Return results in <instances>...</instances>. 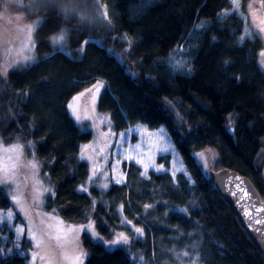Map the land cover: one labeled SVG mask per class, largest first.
Wrapping results in <instances>:
<instances>
[{
  "label": "trees",
  "instance_id": "16d2710c",
  "mask_svg": "<svg viewBox=\"0 0 264 264\" xmlns=\"http://www.w3.org/2000/svg\"><path fill=\"white\" fill-rule=\"evenodd\" d=\"M100 2L109 13L107 25L71 21L45 9L34 32L33 60L0 76V138L17 136L32 144L52 187L48 211L79 227L95 223L102 239L78 233L84 264H264L209 175L232 168L250 178L264 201L262 39L245 36L236 13L224 14L231 0ZM259 2L264 11V0ZM246 3L240 0L242 10ZM64 26L68 53L50 42ZM198 28L191 70L172 72L165 60L187 47ZM96 80L105 83L97 106L113 130L163 125L184 172L148 170L145 177L128 161L122 163L123 183H88L90 164L81 159V149L91 132L74 121L67 104L82 92V106ZM197 152L208 153L207 167L198 163ZM157 160L168 168L169 155ZM9 204L4 185L0 211ZM118 233L128 235L129 244L110 245ZM9 238L15 239L11 229ZM8 240L0 237V264H28L27 247L14 248Z\"/></svg>",
  "mask_w": 264,
  "mask_h": 264
},
{
  "label": "rangeland",
  "instance_id": "374dc122",
  "mask_svg": "<svg viewBox=\"0 0 264 264\" xmlns=\"http://www.w3.org/2000/svg\"><path fill=\"white\" fill-rule=\"evenodd\" d=\"M47 7L58 10L64 17L69 18L71 21L95 23L98 25H107L109 23V13L100 0H0L1 77L5 75L8 69L18 65H26L33 60L35 28L42 21V14ZM233 7L232 3L230 10L225 11L224 14L236 13L240 16L245 24L244 35L246 32L251 34L259 33L258 36L263 42L261 53L264 51V31H260V29L264 28V11L259 0H247L244 10H242L240 0L239 9L234 11ZM105 11L107 13L106 19L104 18ZM29 29H31L30 40ZM198 30L199 28L190 35L187 41V47L180 49L165 60L172 72L188 73L189 68L191 69V49L197 44ZM61 32L65 34V39L62 44H56L54 37L59 36ZM67 37L68 30L64 26L57 34L51 37L50 42L55 48L68 53ZM81 52L82 48H80L79 54ZM260 53L259 60L264 69V57ZM117 56L119 57V54ZM25 57H31V59H25ZM177 61L184 64L183 69L177 70L174 67ZM97 82H100L104 87L105 83L102 80H96L93 85L97 84ZM103 87H101L100 92L96 95L94 104L92 94L87 96L89 99L87 100L86 98L82 106L80 100L78 101L82 116H90L91 119H84L81 122H77L72 115V111L68 108V104L72 101V98L82 92L74 94L67 104L69 114L74 121L82 129H87L91 132V141L85 144L89 145L85 150V158L90 164V177H92L88 183L97 184L99 187L106 188L104 185L108 187L111 182L116 183V180L121 178V174L123 175L124 182L125 173L122 168V163L128 161H133L141 167L142 172L145 171L144 166L146 164L155 165L154 167H149L148 170H154L156 172L168 170L172 175L174 172L175 174L179 172L176 170L179 167L185 170L181 157L176 152L171 137L163 125L155 129H149L142 123H135L120 132L113 130L108 114L99 111L97 106L98 98ZM102 119L109 121L110 126L109 123H102ZM161 128L164 129L166 134V142L162 140L163 146H170L174 151H159L161 145L157 144V140L161 138L152 134L158 133ZM130 129L132 131H129ZM122 133H127L126 139L121 138ZM0 141H2L0 143V158H3L5 155L14 156L15 154L11 152L5 154L4 149L19 144L23 148V156L21 159L25 162H35L37 164L36 169H32L30 166L18 167L11 185H5L9 196L10 207L8 206L9 208L1 211L8 212L10 209L13 210L14 218L6 224H0V237L12 240L9 238V229H11L15 235V239L11 241V246L18 248V246L25 245L27 247L26 259L28 264H49L50 261L51 264H68L63 259L62 252L69 250L70 255L78 254L71 251L78 249V233H69L68 249H61L57 242L49 237L55 236L56 228H64L66 230L68 227L77 228L79 226L63 222L54 212H50L45 208L47 197L52 194V187L48 179L40 172V164L37 161L32 144L21 141L17 136L11 141H4L1 138ZM197 153H195V156L198 163L202 164L203 168H205L204 160H201L196 155ZM165 154L169 155L168 168H166L163 160H157L160 155ZM128 156H133L135 159H128ZM148 157L152 159L149 160ZM136 159H140L142 162L137 163ZM205 159L208 165V153H206ZM161 166H163V169L157 171ZM94 169H98L95 176H93ZM45 188L49 189V191L44 192L43 189ZM14 194L22 201V204H13ZM37 201H39L38 207L35 206ZM22 208L24 210H21ZM26 212L28 213L27 215ZM61 221L63 222L62 224L58 223ZM49 225H51L50 229ZM21 226H26L29 230H35L37 239L41 241L40 248L35 247L36 241L31 239L28 231L23 235H18L16 228ZM41 230L44 231V236L41 235ZM10 240H8L9 243ZM107 247L111 248L109 245Z\"/></svg>",
  "mask_w": 264,
  "mask_h": 264
},
{
  "label": "snow or ice",
  "instance_id": "6c2138e0",
  "mask_svg": "<svg viewBox=\"0 0 264 264\" xmlns=\"http://www.w3.org/2000/svg\"><path fill=\"white\" fill-rule=\"evenodd\" d=\"M233 3V10L236 11L239 9V0H232ZM104 18H107V13L106 11L104 12ZM202 26V25H201ZM260 31H264V28L260 29ZM30 33H31V29H29V40H30ZM251 33L246 32L245 36L250 35ZM259 33H257L258 35ZM245 37H241V39H244ZM65 39V34L63 32H61V34L57 37H54V42L56 44H62L63 41ZM260 55L262 57H264V51H262L260 53ZM25 59H31V57H25ZM174 67L177 70H181L184 67V64L180 61H177V63L174 65ZM191 69L189 68V71ZM101 87H103V85L100 82H97V84L93 85V87L91 89H87L86 91L91 93L93 96V104L95 101V97L96 95L100 92ZM85 93H80L78 96H75L72 98V101L69 102L68 104V108L72 111V115L75 117L77 122H81L84 119H91L90 116H82L81 111H80V107L78 104V101L80 100V97L84 96ZM102 123H109L110 126V122L107 120H103L101 121ZM129 131H132L131 129ZM111 134V133H110ZM114 135V134H113ZM155 135L161 139L157 140V144L161 145L159 147V151L161 152H169V151H174L173 149H171L170 146H163L162 144V140L164 142H166V134L163 128H161L159 130L158 133L152 134ZM127 137V133H122L121 134V138L122 139H126ZM0 143H2V141H0ZM89 147V145H84L82 146L81 149V159L85 158V150ZM210 151V150H209ZM5 154L11 152L14 153V156H7L5 155L3 158H0V187L4 186V185H11L14 175L16 173V169L18 167H31L32 169H36L37 168V164L35 162H25L21 159V157L23 156V148L21 145L16 144L14 146H12L11 148H5L4 149ZM201 160H204V164L205 167H207V160L205 159L206 153L205 152H201V153H197L196 154ZM128 159H135V157L133 156H128ZM149 160H151V157H148ZM137 163H141L142 161L140 159H136ZM154 164H146L145 167V171L141 173L142 176H147V171L149 167H154ZM163 169V166H161L159 169H157V171H160ZM177 171H184L182 167H179L176 169ZM98 171V169H94L93 170V176L96 175V172ZM186 174V173H185ZM173 176H175V172L173 173ZM92 177H89V180L91 181ZM123 182V175L121 174V178L116 180V183H122ZM104 187H107V185H104ZM44 192H48L49 189H43ZM81 191H87L86 187H82ZM13 204L16 205H20L22 204V201L20 199L17 198V196L14 194L13 195ZM36 207L39 206V201L36 202L35 204ZM148 205L145 206V208L147 209ZM123 208V206H121V209ZM21 210H24L23 208ZM180 211H187L186 209L184 210H180ZM28 213L26 212V215ZM14 218V213L13 210H9L8 212H3L0 211V224H6L9 220ZM58 223H63L58 222ZM128 223H131V221H128ZM51 228V225H49V229ZM26 231H28L30 233V237L32 240L36 241L35 247L40 248L41 247V241L37 239V235L35 230H29L26 228V226H21L16 228V232L18 233V235H23ZM81 231L84 232H91L92 235L94 237H97L99 239H102V237L98 236V233L96 232V226L95 223L91 220H89V222L87 224H84L80 227L77 228H72V227H68L66 230L64 228H56L55 232V236H50L49 238L54 239L58 246L61 249H68V243H69V233L72 234H77ZM135 233L139 234V235H143V230L142 228L139 227H135L134 228ZM41 235L44 236L45 233L43 230H41ZM130 238L128 235H125L124 233H118L116 235V238L108 241V243L110 245H127L129 244ZM74 251L75 253L78 254H69V250H65L62 252L63 255V259L65 261L68 262V264H84V258L86 257L87 253H85L82 249H76V250H71ZM185 255H187V253H185ZM35 259V257H34ZM43 259V257H42ZM49 264H51V261L49 262Z\"/></svg>",
  "mask_w": 264,
  "mask_h": 264
},
{
  "label": "water",
  "instance_id": "95a60500",
  "mask_svg": "<svg viewBox=\"0 0 264 264\" xmlns=\"http://www.w3.org/2000/svg\"><path fill=\"white\" fill-rule=\"evenodd\" d=\"M222 199L231 207L247 236L264 256V201L249 177L232 168L209 172Z\"/></svg>",
  "mask_w": 264,
  "mask_h": 264
}]
</instances>
